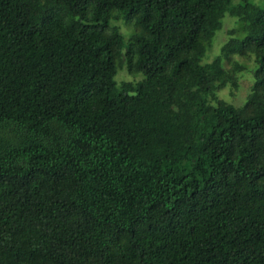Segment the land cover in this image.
Wrapping results in <instances>:
<instances>
[{
  "label": "trees",
  "instance_id": "16d2710c",
  "mask_svg": "<svg viewBox=\"0 0 264 264\" xmlns=\"http://www.w3.org/2000/svg\"><path fill=\"white\" fill-rule=\"evenodd\" d=\"M0 264H264V6L0 0Z\"/></svg>",
  "mask_w": 264,
  "mask_h": 264
},
{
  "label": "rangeland",
  "instance_id": "374dc122",
  "mask_svg": "<svg viewBox=\"0 0 264 264\" xmlns=\"http://www.w3.org/2000/svg\"><path fill=\"white\" fill-rule=\"evenodd\" d=\"M234 1H241V0H234ZM256 5L264 6L263 0H249ZM228 18L227 16L225 19ZM224 19V20H225ZM120 30L125 39L132 33L133 27L131 25H125L122 22H118ZM235 30L234 37L240 38V31L238 26L235 23L234 19H226L223 27L220 31L217 32L215 38L213 39L211 47L208 49L204 56V62H209L213 60L220 52V47L228 40L229 38V31ZM253 57L249 58H239L233 57L231 62H224L225 68H229L231 63L236 61L239 64L245 66V69L238 73V89H233L230 85L223 88L219 94L218 98L224 100L226 103L233 105L234 107H241L247 98L249 88L253 82L252 77V69H253ZM140 80V77H134L127 73L125 70H121L117 76L116 81L117 83L121 82H134Z\"/></svg>",
  "mask_w": 264,
  "mask_h": 264
}]
</instances>
